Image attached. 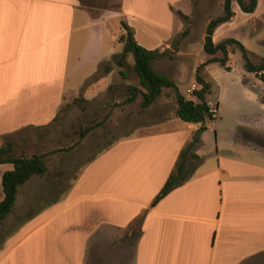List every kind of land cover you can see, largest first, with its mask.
I'll use <instances>...</instances> for the list:
<instances>
[{
	"label": "crops",
	"instance_id": "obj_1",
	"mask_svg": "<svg viewBox=\"0 0 264 264\" xmlns=\"http://www.w3.org/2000/svg\"><path fill=\"white\" fill-rule=\"evenodd\" d=\"M181 1L158 0L153 19L135 14L136 19L132 0H120L117 10L103 9L96 16L79 0H0V146L20 130L52 123L69 98L89 100L99 94L88 98L91 87L100 92L106 87L103 81L112 72L90 79L122 46L103 13H118L141 45L124 17L138 20L150 36V44L142 47L162 52L181 32L173 15ZM231 11L232 17L214 30L213 43L234 39L252 61L264 59V0H256L250 13L234 1ZM235 52L228 54L230 69ZM211 64L201 74L210 92ZM193 85L195 91L201 89L196 81ZM241 85L249 100L221 137L216 134L220 148L200 157L195 151L199 137L193 151L201 162L155 206L151 202L200 124L186 123L188 131L172 129L169 125L178 119L173 116L112 143L60 197L38 206L40 211L0 237V264H86L94 239L117 240L126 231L130 238L140 218L131 264H258L264 254V83L245 70ZM188 89L187 96H194ZM213 107L215 121L217 104ZM11 169L9 163L0 164V201L2 175ZM25 184L17 190L12 211L0 220V236Z\"/></svg>",
	"mask_w": 264,
	"mask_h": 264
},
{
	"label": "rangeland",
	"instance_id": "obj_2",
	"mask_svg": "<svg viewBox=\"0 0 264 264\" xmlns=\"http://www.w3.org/2000/svg\"><path fill=\"white\" fill-rule=\"evenodd\" d=\"M79 1L93 16L99 15L103 9L117 10L120 4V0ZM157 1L132 0L130 3L132 13L153 19L155 16L151 11L155 8ZM223 3L224 0H182L175 4L177 9H174L173 15L182 24L181 32L187 28L188 34L185 37L180 36L181 32L174 35L168 44L170 46L172 41L177 40L178 51L171 50L167 56L154 60L153 69L156 73L164 74L175 82L178 92L184 96H187L186 90L190 88V85L195 83V75L198 74L201 77L203 69L208 65V63L206 65L199 63L208 59V55L202 49L203 36L207 23L223 14ZM176 11L186 16L187 20L178 16ZM136 15L135 18L140 19ZM103 18L107 21L110 30L115 31L114 39H117L118 43V36L121 32L120 21L123 18L112 11L103 13ZM124 19L134 26L136 39L142 44L149 45L150 36L138 26V20L132 19V21L129 17H124ZM144 26L153 30V26L149 24H144ZM120 45H118V50L122 46ZM234 51L236 52L231 60L229 71L217 63L211 64L208 69L209 78L207 80L210 83L211 92L206 101L211 109H214L213 106L217 104L218 119L207 121L203 127L190 132L187 147L197 130L205 129L200 134V144L195 149L200 157L215 153L217 147L220 148L221 140L216 143V134L221 137L222 132L229 126L227 122L235 119L237 114H241V109L249 100L244 91L245 88L241 85L245 71L243 60L240 52L237 49ZM216 56L219 57L220 54ZM112 59L113 57L106 62L110 64V72H112L110 77L103 81L106 87L101 89L102 92L95 87L89 89L88 98L94 93L96 95L99 93L96 97L89 100H85L82 96L76 99L69 98L60 107L54 121L49 125L43 128L20 130L9 136L8 140L15 144V156L43 155L46 172L42 177H32L22 187L16 209L9 218L8 224L6 223L1 229L0 237L10 233L29 215L40 211L41 208L38 206L48 204L60 197L71 186L81 169L112 143L136 133L140 128L150 126L157 120L175 116V99L171 89H162L160 96L148 106L141 105L142 97L139 92L136 93L132 102L127 101L131 98L129 88L135 87L144 91L139 86L134 72L133 57L131 54L126 55L121 67L112 65ZM253 62L256 63L257 60ZM98 75H103L101 67ZM187 97L197 102L195 96ZM186 126L187 124L179 119H176V123L169 125L172 129L184 131L187 130ZM85 129H87L85 134L81 135ZM193 149L194 147L191 151ZM127 235L126 231L125 235L117 240L94 239L89 247L86 264H131L137 236L132 234L129 238ZM258 264H264V254L260 257Z\"/></svg>",
	"mask_w": 264,
	"mask_h": 264
},
{
	"label": "trees",
	"instance_id": "obj_3",
	"mask_svg": "<svg viewBox=\"0 0 264 264\" xmlns=\"http://www.w3.org/2000/svg\"><path fill=\"white\" fill-rule=\"evenodd\" d=\"M232 1H235L241 10L246 13L252 12L256 7V0H247V3H244L243 0H224L223 14L211 19L206 25L202 49L204 53L212 56V58L202 65L217 63L223 69L229 71L230 68L227 66L228 54L237 49L241 54L246 72L254 73L258 79L264 83L263 58H259L256 63L253 62L251 60V53L248 52L240 42L234 39H225L219 43H213L212 35L214 30L217 26L227 22L232 17ZM175 13L185 21L187 20V17L182 15L179 11ZM120 26L122 34L118 38V43L122 45V52L117 57L113 56L111 64L121 67L125 56L131 54L133 57V68L138 78L139 86L144 90L140 91L135 87L129 88L131 98L127 101L132 102L136 93L139 92L142 97L141 105L148 106L160 96L162 89H171L174 93L176 103V118L185 123L200 124L201 127H203L207 121H213L214 116L210 111L211 108L206 102V96L210 94L209 85L205 83L198 74L195 75V81L197 84L201 85V89L194 92V96L198 101L194 103L191 100H186L178 92L176 85L171 79L164 74L154 72L151 67L152 61L167 56V53L171 50L177 52L178 41H172L170 49H165L162 52L158 49L147 50L136 42L134 39V31L125 21L121 20ZM187 34L188 29L184 28L180 36L185 37ZM217 53L220 54V57H215ZM100 67L102 68L103 74H108L111 71V66L108 63H104ZM120 73L123 74L121 70ZM98 74L99 70L90 80H96L99 77ZM86 130L87 129L82 131L81 135H84ZM14 147L15 144L10 141H4L0 146V164L9 163L12 165V169L5 171L1 178L3 199L0 201V220L4 219L12 211L16 202L18 188L25 184L31 177H42L46 172L43 155H32L30 157L15 156ZM200 162L201 158L193 151L187 150L186 145V147L181 150L171 174L151 202V207L155 206L156 203L165 197L172 189L188 180ZM141 220L142 218L135 222V235H139L140 233L139 228Z\"/></svg>",
	"mask_w": 264,
	"mask_h": 264
},
{
	"label": "water",
	"instance_id": "obj_4",
	"mask_svg": "<svg viewBox=\"0 0 264 264\" xmlns=\"http://www.w3.org/2000/svg\"><path fill=\"white\" fill-rule=\"evenodd\" d=\"M205 129L201 128V129H198L195 136L193 137L191 143L189 144V146L187 147V150H191L195 144L197 143L198 139H199V136L200 134L204 131Z\"/></svg>",
	"mask_w": 264,
	"mask_h": 264
},
{
	"label": "built area",
	"instance_id": "obj_5",
	"mask_svg": "<svg viewBox=\"0 0 264 264\" xmlns=\"http://www.w3.org/2000/svg\"><path fill=\"white\" fill-rule=\"evenodd\" d=\"M194 91H195V86L193 85L191 88L188 89L187 92H188L189 94H192V92H194ZM210 111H211V113L213 114V116H215V114H216V109L214 108V109H211Z\"/></svg>",
	"mask_w": 264,
	"mask_h": 264
}]
</instances>
